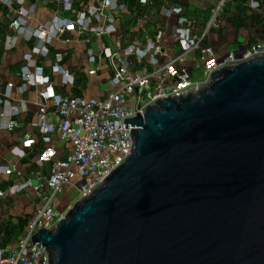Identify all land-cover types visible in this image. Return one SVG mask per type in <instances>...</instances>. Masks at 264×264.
Masks as SVG:
<instances>
[{
  "label": "water",
  "instance_id": "1",
  "mask_svg": "<svg viewBox=\"0 0 264 264\" xmlns=\"http://www.w3.org/2000/svg\"><path fill=\"white\" fill-rule=\"evenodd\" d=\"M139 114L130 157L33 236L50 264H264V57Z\"/></svg>",
  "mask_w": 264,
  "mask_h": 264
},
{
  "label": "built area",
  "instance_id": "2",
  "mask_svg": "<svg viewBox=\"0 0 264 264\" xmlns=\"http://www.w3.org/2000/svg\"><path fill=\"white\" fill-rule=\"evenodd\" d=\"M54 1L62 4L66 11H71L74 4L73 0ZM227 6L228 0H218L211 20L204 27H200L201 19L187 15L182 6L165 9L163 14L166 19L175 23L173 41L180 47L178 54L171 59L164 48V30H158L151 40L140 44L132 43L114 51H105L103 56L113 67L111 84L114 90L103 100L56 95L49 77L44 74V67L35 62L34 56L46 57L47 45L60 40L70 31L90 33L99 39L117 35L120 15L128 9L126 3L120 0H101L94 13L98 26H93L91 19L82 12L76 19L58 15L47 25L39 24L32 31L40 47L26 55L28 65L19 74L23 83L17 90L25 93L31 87L43 89L40 97L45 103H51L58 122L48 120V107L43 104L31 127L45 143L57 134L63 142L71 144L72 149L64 159L54 161L49 177H41L37 181L27 180L11 188L14 193L32 190L38 198L39 208L29 220L26 234L18 240L15 249H0V264H50L47 249L39 243L34 244L33 236L41 230L54 231L60 221L65 219L66 215L54 207L58 194L80 179L76 186L80 200L89 198L104 185L105 178L130 157L133 147L130 132L134 127L128 124L129 129H126L125 120L136 118L138 113L144 118L148 106L157 104L162 98L197 95L210 85L216 71L234 67L249 59L264 57V43L251 48L242 44L221 58L216 56L209 37L214 27L218 26L219 18ZM250 7L256 10L259 4L252 2ZM31 10L21 7L17 10L19 32L27 29ZM149 16L144 13L142 20L149 21ZM64 55L61 52L56 54L53 72L62 74L66 82L72 83L73 75L62 66ZM87 56L90 63L102 60V54L96 55L91 50L87 51ZM140 68L142 71L138 70ZM98 69V66L91 69L89 74L95 75ZM194 70L203 72L200 81L193 80ZM13 90L14 86L9 84L6 93L0 97V118L6 114L13 117L20 113L18 106H11L8 113L3 109L5 100H9ZM30 138V133L24 135L25 141L28 142ZM13 172L14 167L0 165V174L11 175ZM3 194L0 192V197Z\"/></svg>",
  "mask_w": 264,
  "mask_h": 264
},
{
  "label": "crops",
  "instance_id": "3",
  "mask_svg": "<svg viewBox=\"0 0 264 264\" xmlns=\"http://www.w3.org/2000/svg\"><path fill=\"white\" fill-rule=\"evenodd\" d=\"M2 1V0H0ZM71 11H66L62 4L54 0H3L0 2V97L12 84L14 90L9 100H5L3 109L8 113L11 106H18L20 113L17 116L0 118V165L14 167L11 175L0 174V249L12 250L18 240L26 234V230H16L19 220L34 216L39 208V201L32 190L19 193L12 192L11 188L27 180L37 181L41 177H49L52 164L62 160L72 149L71 144L63 142L57 134L51 136L45 143L36 130L31 127L41 105L48 107V120L57 123V115L51 103H45L40 93L42 88L31 87L25 93L17 89L23 80L19 76L28 63L26 55L40 47L39 40L32 31L39 25H47L58 15L64 18L76 19L85 12L91 19L93 26H98L95 9L101 0H73ZM128 5L126 12L120 15L117 27L119 32L115 36L96 38L93 34H80L78 30L65 33L60 40L47 45L46 57L34 56V60L44 67V74L49 77L56 95H64L82 99H106L113 91L111 79L113 67L103 56L105 51H114L124 48L128 44L151 40L158 30H164L166 40L164 48L168 58L178 54L180 47L173 41L175 23L168 21L163 14L165 9L172 6H182L187 15L201 19L200 27H204L212 18V11L218 0H120ZM219 18L218 26L212 30L209 42L215 48L226 50L227 54L242 46V32H237L230 26L227 19L233 15L234 6L229 5ZM232 6V7H230ZM31 10L27 29L19 32L16 13L18 9ZM148 13L149 21L144 22L142 16ZM231 15V16H230ZM223 38V39H222ZM233 41V42H232ZM233 46V47H232ZM232 47V48H231ZM96 55L102 54V60L96 63L88 61L87 51ZM65 53L62 66L73 75V82H66L62 74L54 73L55 56ZM99 67L95 75L89 71ZM142 71V68L138 69ZM26 133L31 134L30 140H24ZM12 149L15 151L12 152ZM80 179L68 186L65 191L57 195L58 201L54 207L60 213L67 215L70 209L80 200L77 183ZM67 192V193H66ZM61 196V197H60ZM19 228V227H18Z\"/></svg>",
  "mask_w": 264,
  "mask_h": 264
},
{
  "label": "trees",
  "instance_id": "4",
  "mask_svg": "<svg viewBox=\"0 0 264 264\" xmlns=\"http://www.w3.org/2000/svg\"><path fill=\"white\" fill-rule=\"evenodd\" d=\"M234 6L233 15L227 19L230 26L237 32H242L243 44L247 48L264 43V0H228ZM257 2L259 8L251 9L250 3ZM230 6V7H232ZM33 216L19 220L17 229L21 233L27 230V224Z\"/></svg>",
  "mask_w": 264,
  "mask_h": 264
},
{
  "label": "rangeland",
  "instance_id": "5",
  "mask_svg": "<svg viewBox=\"0 0 264 264\" xmlns=\"http://www.w3.org/2000/svg\"><path fill=\"white\" fill-rule=\"evenodd\" d=\"M223 39V38H222ZM242 41H243V38H242ZM233 42V41H232ZM233 47V46H232ZM231 47V48H232ZM215 50H216V53H218L219 55H217V57L218 58H221V57H223V56H225L226 54H227V51L226 50H221L220 52H219V50H220V47H216L215 48ZM187 66H189L190 67V64L189 63H187L186 64ZM193 80L194 81H200L202 78H203V72L201 71V70H194V74H193ZM65 191V190H64ZM67 193V192H66ZM59 195H64V194H59ZM61 197V196H60ZM58 196L56 197V200H55V202L57 203V201H58Z\"/></svg>",
  "mask_w": 264,
  "mask_h": 264
}]
</instances>
